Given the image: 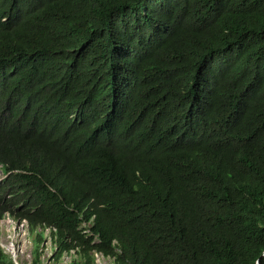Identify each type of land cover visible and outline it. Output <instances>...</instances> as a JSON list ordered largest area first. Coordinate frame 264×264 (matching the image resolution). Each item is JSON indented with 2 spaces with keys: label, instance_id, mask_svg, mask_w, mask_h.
<instances>
[{
  "label": "trees",
  "instance_id": "obj_1",
  "mask_svg": "<svg viewBox=\"0 0 264 264\" xmlns=\"http://www.w3.org/2000/svg\"><path fill=\"white\" fill-rule=\"evenodd\" d=\"M105 53L141 62L138 89L160 93V109L164 93L218 90L199 103L248 144L254 159L230 157L251 176L238 185L245 191L230 196L195 152L208 153L168 124L139 137L121 127L88 145L86 127L55 120L51 106L77 86L41 67L86 69ZM246 102H256L251 112ZM0 172V220L55 224L90 246L74 215L88 184L102 189L104 229L127 228L141 264H264V0H0ZM132 182L137 210L119 205ZM1 253L0 264H12Z\"/></svg>",
  "mask_w": 264,
  "mask_h": 264
},
{
  "label": "clouds",
  "instance_id": "obj_2",
  "mask_svg": "<svg viewBox=\"0 0 264 264\" xmlns=\"http://www.w3.org/2000/svg\"><path fill=\"white\" fill-rule=\"evenodd\" d=\"M45 46L38 48L42 50ZM41 52L43 54L44 51ZM140 63L134 58L105 53L95 54L86 69L81 62H73L67 67L62 62L54 63L52 60L49 65L39 66L61 77H73L77 86L75 93L65 103L51 106V115L58 122L86 127L89 131V136L85 137L88 145L107 144L103 137L121 127L139 137V129H158L168 124L184 145L208 153L209 156H204L194 151L200 163L214 174L217 181L228 183L230 196L244 192L245 188H238V185L251 176L240 174L239 170L245 169L230 163V157L242 153L246 159H254L249 154L248 144L235 136L224 120L199 103V99L206 95L213 101L218 90L202 87L189 97L174 92L164 93L167 101L165 107L160 109V93H144L138 89L137 69ZM140 95L143 97L140 98ZM255 106L256 102L254 105L246 102V109L241 110L251 112ZM132 109L139 112L138 117L131 115ZM186 174L193 178L191 172L186 171ZM97 189L102 190L99 186L82 185V193L76 200L78 208L74 209L79 224L77 230L85 239L91 238L90 246H79L68 229H63L64 235H61L55 224H44V230L39 225L35 229L31 221L13 218L9 213L3 215L0 223L10 217L17 227H25L27 237L33 244L32 264H141L143 249L132 243L127 228L107 225L104 229L100 220L103 198H100L101 193ZM133 191L132 182L127 196L119 203L121 207L135 206V210L140 207L141 202ZM39 232L42 237L38 239L35 256V239ZM138 239L144 245V241ZM45 249L51 252L48 263L40 261ZM1 254L16 264L9 255L3 251Z\"/></svg>",
  "mask_w": 264,
  "mask_h": 264
},
{
  "label": "rangeland",
  "instance_id": "obj_3",
  "mask_svg": "<svg viewBox=\"0 0 264 264\" xmlns=\"http://www.w3.org/2000/svg\"><path fill=\"white\" fill-rule=\"evenodd\" d=\"M0 178H2L1 174ZM0 244L1 251L9 255L16 264H32L31 239L27 237L25 227L22 225L17 227L10 217H6L0 223ZM50 255L51 252L48 249L43 250L40 261L48 263Z\"/></svg>",
  "mask_w": 264,
  "mask_h": 264
}]
</instances>
